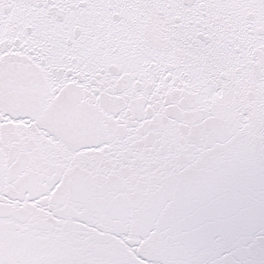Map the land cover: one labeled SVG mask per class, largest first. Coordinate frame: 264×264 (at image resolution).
Here are the masks:
<instances>
[{
	"label": "snow or ice",
	"instance_id": "obj_1",
	"mask_svg": "<svg viewBox=\"0 0 264 264\" xmlns=\"http://www.w3.org/2000/svg\"><path fill=\"white\" fill-rule=\"evenodd\" d=\"M0 264H264V0H0Z\"/></svg>",
	"mask_w": 264,
	"mask_h": 264
}]
</instances>
